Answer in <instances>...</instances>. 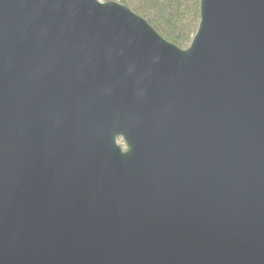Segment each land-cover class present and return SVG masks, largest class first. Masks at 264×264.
Returning <instances> with one entry per match:
<instances>
[{"label": "water", "instance_id": "95a60500", "mask_svg": "<svg viewBox=\"0 0 264 264\" xmlns=\"http://www.w3.org/2000/svg\"><path fill=\"white\" fill-rule=\"evenodd\" d=\"M199 1L0 0V264H264V0Z\"/></svg>", "mask_w": 264, "mask_h": 264}, {"label": "trees", "instance_id": "16d2710c", "mask_svg": "<svg viewBox=\"0 0 264 264\" xmlns=\"http://www.w3.org/2000/svg\"><path fill=\"white\" fill-rule=\"evenodd\" d=\"M115 1L127 6L136 15L142 16L159 35L182 49L188 46L199 24V0Z\"/></svg>", "mask_w": 264, "mask_h": 264}, {"label": "rangeland", "instance_id": "374dc122", "mask_svg": "<svg viewBox=\"0 0 264 264\" xmlns=\"http://www.w3.org/2000/svg\"><path fill=\"white\" fill-rule=\"evenodd\" d=\"M115 1V0H114ZM100 2L104 3V1L100 0ZM115 2H118V1H115Z\"/></svg>", "mask_w": 264, "mask_h": 264}]
</instances>
